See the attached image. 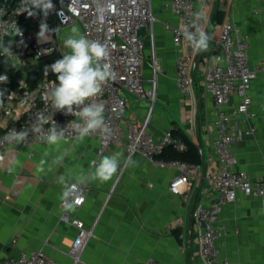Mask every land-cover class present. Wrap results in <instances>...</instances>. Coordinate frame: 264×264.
Returning a JSON list of instances; mask_svg holds the SVG:
<instances>
[{"label": "crops", "instance_id": "crops-1", "mask_svg": "<svg viewBox=\"0 0 264 264\" xmlns=\"http://www.w3.org/2000/svg\"><path fill=\"white\" fill-rule=\"evenodd\" d=\"M170 3L171 0H152L157 21L151 30L140 31L144 41L142 72L148 86L154 77L153 54L156 57V102L151 109L147 99L125 92V117L127 121L149 117L148 128L156 138L171 131L198 148L202 162L190 178V198L185 200L182 194L169 189L171 179L179 173L177 168L161 167L139 153L129 156L124 145H112L101 156L122 152L124 158L136 163L122 165L108 182L88 183L85 202L71 210L86 228L93 230L77 264H137L148 259L157 264H203L193 211L199 203L212 202L217 190L211 178L220 169L214 145L217 111L204 86L205 70L213 60L220 27L227 18L248 38L250 62L264 60V0L210 1L203 29L212 39L191 69L194 82L187 93L179 90L174 77L179 51L167 24H176L179 18ZM72 26L80 29L72 24L63 31L68 35ZM251 95L255 117L250 122L256 128L234 145L235 169L257 179L264 177V77L252 81ZM237 100L232 95L231 101ZM99 147L98 139L85 137L79 142L44 143L6 154L0 162V257L41 249L60 264L74 263L68 251L77 228L61 219L63 189L57 178L64 176L70 183L78 174H87ZM65 149L69 151L62 164H53ZM42 159L46 161L45 170L40 172L37 166ZM10 160L16 163L10 164ZM221 217L227 225V232L216 243L221 255L228 257L231 264H264L261 198L240 194L223 207Z\"/></svg>", "mask_w": 264, "mask_h": 264}, {"label": "built area", "instance_id": "built-area-1", "mask_svg": "<svg viewBox=\"0 0 264 264\" xmlns=\"http://www.w3.org/2000/svg\"><path fill=\"white\" fill-rule=\"evenodd\" d=\"M210 1L171 0L170 3L179 18L178 23L167 26L179 51L174 77L183 93H187L193 85L191 69L196 65L200 52L192 49L181 30L183 25L191 22L201 3L207 16ZM20 2L21 0L0 2V35H3L4 28L7 27L9 34L4 35L5 43L8 40L15 42L12 51L18 56L14 67L18 75L14 83L8 81L6 84H0V90L6 89L4 104L0 107V141L11 130L24 131L28 135L26 140L17 146L0 142V154H4L6 158V154L11 150L32 149L44 144L40 136L47 134L51 123H55L59 131L68 128L69 122L77 119L72 115H65L66 109L56 111L51 108L45 92L56 79L51 77L50 71L47 76L44 75V69L50 65L51 59H61L63 54H66L60 40L61 32L68 26L77 24L89 39H96L108 45L110 54L107 62L114 72V78L103 86L102 94L96 98L105 106V120L110 126L111 135L105 138H101L99 133L88 136L98 139L100 145L97 157L91 160V164L112 145L120 143L126 147L129 156L139 153L161 167L177 168L179 173L171 179L169 189L182 194L183 198L188 200L190 178L199 168V164L164 156L168 147L182 151L186 149V143L171 131H167L161 138H156L148 128L149 117L144 121H127L125 117V92L147 99L151 109L157 98L156 57L153 54L154 77L148 86L142 72L144 41L140 34L141 29L151 30L157 21L152 9V0H52L54 9L47 17L35 9L37 15L33 17H29L27 13L18 14ZM42 21L47 23L50 30V38L45 42H39L37 39ZM204 22L201 23L202 28ZM13 23L22 30V37L12 34ZM0 58L4 56L0 55ZM6 67L13 68L11 64ZM0 75L5 73L0 71ZM259 77H264V60L250 62L248 38L231 18H227L221 24L213 60L205 70L204 86L213 97L217 111L214 145L220 169L211 178L217 190L212 202L199 203L193 211V224L199 233L198 253L203 264H231L228 257L221 255L216 244L219 237L227 232V225L221 217L225 205L236 201L240 194L259 197L264 204V177L254 179L249 172L236 170L237 158L234 151V145L256 128V125L250 122L255 117L251 108V83ZM9 93H14L11 99L7 97ZM232 95L238 97L237 102L231 101ZM40 113L48 117L50 122L43 125L42 133L37 134L31 129L37 123V115ZM74 136L75 133L69 127L66 132L69 142L74 141ZM89 189L88 183L81 185L75 190L74 197L60 200L62 221L77 228V234L68 251L73 258V264L81 260V254L92 237L93 230L86 228L84 221L71 210H65V205L73 198L79 197L83 202L76 207H80L85 202ZM0 264L60 263L48 257L41 249H30L21 251L17 256L0 257ZM137 264L157 263L154 259H148Z\"/></svg>", "mask_w": 264, "mask_h": 264}, {"label": "clouds", "instance_id": "clouds-1", "mask_svg": "<svg viewBox=\"0 0 264 264\" xmlns=\"http://www.w3.org/2000/svg\"><path fill=\"white\" fill-rule=\"evenodd\" d=\"M39 10L44 17H47L49 12L54 9L52 0H21L18 14L27 13L29 17L37 15ZM103 12V9H101ZM204 5L201 3L200 7L193 14V19L190 23L183 25L182 35L189 43L192 49L199 53L207 51L209 48V41L212 37L201 27V23L205 21ZM103 19V16L100 17ZM40 31L37 33L39 42L49 40L50 30L45 22H41ZM57 29L55 30V32ZM11 32L16 37H22L23 32L13 23ZM9 30L4 28L3 35H0V55L4 56V63L11 64L15 67L17 55L12 51L13 42L8 40L5 43L4 35H8ZM23 43V41H21ZM63 47L68 49L66 54H63L61 59L56 60L53 64L46 66L44 75L48 72L56 74V80L51 83L50 87L45 92V97L51 103V108L59 111L65 110V115H72L76 120L69 122L72 132L75 133L74 140L76 142L84 140L94 133H99L101 138L111 135L110 126L105 120V106L103 103L97 101V97L102 94L103 86L114 78V72L111 65L107 62L109 57V47L96 39H89L85 34L81 33L80 29L72 26L70 33L66 35L63 40ZM8 76L0 75V84L8 82ZM6 89L0 90V107H3ZM14 93L7 94L8 99H11ZM50 120L42 113L37 115V123L33 125L32 131L40 134L43 130V125L49 124ZM58 126L51 123L46 135L40 136V139L48 145H59L61 143H69L66 137L67 129L57 130ZM28 133L24 131L16 132L15 130L8 131L3 140L0 142L9 145H19L25 141ZM68 149L57 156L53 160V164H62L64 157L68 155ZM47 155V153H45ZM5 160V155L0 154V162ZM10 164H15V160H10ZM45 160H40L37 170L43 172ZM135 161L130 158H124L122 152H115L111 155L100 156L97 160L92 161L91 168L87 174H78L72 183H68L64 176L57 178V183L62 186V199H68L75 196V190L79 189L81 185L90 182L99 181L101 183L112 180L121 169L122 165L134 166ZM12 171L11 168L8 169ZM83 200L79 197L73 198L65 205V210H74L76 205L82 203Z\"/></svg>", "mask_w": 264, "mask_h": 264}, {"label": "trees", "instance_id": "trees-1", "mask_svg": "<svg viewBox=\"0 0 264 264\" xmlns=\"http://www.w3.org/2000/svg\"><path fill=\"white\" fill-rule=\"evenodd\" d=\"M0 2H1V0H0ZM54 62H51L50 65L53 64ZM4 64H5L4 58H0V71L5 73L9 78L8 81L11 84H13L14 79L18 75V72L14 68L6 67V65H4ZM50 74H51L52 78L56 79V74L52 73L51 71H50ZM181 136L185 137V135H183V134H181ZM185 142L187 144V147L185 150L178 151V150H175L171 147H168L164 156L167 158H177V159L185 160L189 163L200 164L202 162V157L199 153L198 148L188 139H187V141L185 140Z\"/></svg>", "mask_w": 264, "mask_h": 264}, {"label": "rangeland", "instance_id": "rangeland-1", "mask_svg": "<svg viewBox=\"0 0 264 264\" xmlns=\"http://www.w3.org/2000/svg\"><path fill=\"white\" fill-rule=\"evenodd\" d=\"M66 35H67L66 30H65V31H62V33L60 34V40H61V43H62L63 38H64ZM62 45H63V43H62ZM65 52L67 53V52H68V49L65 48Z\"/></svg>", "mask_w": 264, "mask_h": 264}, {"label": "water", "instance_id": "water-1", "mask_svg": "<svg viewBox=\"0 0 264 264\" xmlns=\"http://www.w3.org/2000/svg\"><path fill=\"white\" fill-rule=\"evenodd\" d=\"M55 60L54 59H51L49 62H54Z\"/></svg>", "mask_w": 264, "mask_h": 264}]
</instances>
